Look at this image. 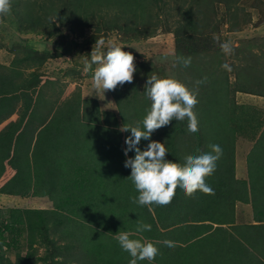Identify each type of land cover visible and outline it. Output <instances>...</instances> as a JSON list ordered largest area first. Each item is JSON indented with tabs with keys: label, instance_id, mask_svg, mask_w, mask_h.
Here are the masks:
<instances>
[{
	"label": "trees",
	"instance_id": "trees-1",
	"mask_svg": "<svg viewBox=\"0 0 264 264\" xmlns=\"http://www.w3.org/2000/svg\"><path fill=\"white\" fill-rule=\"evenodd\" d=\"M169 1L172 4L167 6L164 0H11L10 13L19 32L57 39L64 48L67 35L60 27L66 25L75 37H84L76 44L82 49L96 39L106 40L113 30L136 38L155 36L158 29L171 33L174 61L191 57L190 66L176 62L170 65V72L188 88H198L193 109L198 131H188L187 118L172 120L150 139L164 143L165 158L180 164L186 155L210 152V144L220 145L222 156L215 172L206 178L215 194L197 191L192 197L185 195L191 199L185 203L178 187L164 207L187 218L166 225L162 206H141L130 199L139 193L125 160L135 153L130 150L125 156V138L131 133L122 128L142 121L151 101L145 94L146 82L140 89L139 80L147 81L153 72L165 75L163 67L153 60L134 59L132 83L108 90L116 111L100 112L97 100L82 98L79 92L57 106L55 99L62 98L57 91L59 80L38 68L60 53L23 47L9 65H0V194L29 196L39 199L34 201L37 203L45 198L44 203L51 206L0 208V264H65L56 257L62 247L76 251L79 264H130L132 257L121 249L115 235L126 231L130 238L157 246L153 238L159 220L164 230L162 251L154 260H138L137 264H204L199 257H205V264H264V184L260 183L264 177V110L235 98L237 92L264 97L263 92L243 86L238 74L264 60V36L231 46L230 55L220 48L223 26L230 32L242 31L253 23L254 13L258 15L255 26L264 22V0ZM85 28L91 30L88 36ZM252 46L257 53L251 52ZM228 57L240 62L239 71L230 63L233 83L230 72L222 67ZM198 80L203 82L196 85ZM11 115L15 118L10 119ZM238 135L252 142L244 155L245 176L241 179L235 171ZM147 144L142 139L138 147L144 150ZM123 188L130 190L122 193ZM237 203L250 209L246 222L235 223ZM207 219L223 226L204 224ZM139 221L150 224L151 230L137 232ZM228 226L233 228L227 230ZM168 227H172L170 232ZM54 229L60 233L58 237H54ZM100 233L104 235L99 238ZM188 234L192 237L186 239ZM172 238L186 240L182 245L173 241L175 246L169 248L164 241ZM62 239L65 244L60 246L58 240ZM38 246L45 248L44 253L37 254ZM72 251L68 253L71 260Z\"/></svg>",
	"mask_w": 264,
	"mask_h": 264
},
{
	"label": "clouds",
	"instance_id": "clouds-1",
	"mask_svg": "<svg viewBox=\"0 0 264 264\" xmlns=\"http://www.w3.org/2000/svg\"><path fill=\"white\" fill-rule=\"evenodd\" d=\"M10 10L11 0H0V17L8 15ZM123 46L116 40H109L107 43L103 38L95 40L90 59L84 61V70L92 73L94 89L103 92L115 90L126 82L132 83L136 71L134 56L131 52L124 51ZM220 48L226 55L233 51L229 42L220 43ZM164 59H167V55ZM175 59L184 67L191 64V57L181 56ZM222 67L230 70L227 64ZM202 82L198 80L195 83L199 85ZM145 94L150 99L151 106L146 109L142 121L122 128L123 131L130 130L131 133L125 138V156L127 157L130 150L135 153L134 157L125 160V167L131 169L129 178L139 193L138 197H130L132 202L141 206H167L173 200L178 187L188 197L194 196L197 191L214 195V189L206 183V178L215 172L216 162L222 156L220 145L210 144V152L186 155L184 163L180 164L165 158L168 151L164 143L150 139L154 131L167 126L172 120L183 121L187 118L188 131H198L199 121L193 111L198 103V88H188L172 72L164 76L153 73L146 81ZM142 139L148 141L144 150L138 147ZM150 230V224L138 222L137 232ZM115 239L121 249L132 257L130 264H137L138 260L152 261L159 254V249L151 241L130 238L129 232L119 231ZM164 243L169 248L175 246L174 242L169 240Z\"/></svg>",
	"mask_w": 264,
	"mask_h": 264
},
{
	"label": "rangeland",
	"instance_id": "rangeland-1",
	"mask_svg": "<svg viewBox=\"0 0 264 264\" xmlns=\"http://www.w3.org/2000/svg\"><path fill=\"white\" fill-rule=\"evenodd\" d=\"M167 2V6H169L171 1L164 0ZM245 3L248 1L245 0ZM169 12L173 13L174 10L171 9ZM163 15H161L162 17ZM175 18V16H172ZM13 16L11 13H9L6 16L0 17V65H9L12 61V58L18 54L21 55L23 47H32L35 50L44 51L47 50L49 52H59L60 56H57L55 58H48L39 68L38 70L40 72H44L50 76H54L58 78L59 82L58 84L61 86L57 87V91H61L60 97H62L60 100L55 99L57 101V106L65 100V98H70L71 96H75L80 93V96L82 98H94L97 100L98 109L100 112L104 110H110V111H116V105L115 101L110 95L108 90H104L103 92L98 89H94L92 85V73L86 72L84 70V61L85 59H90V52L92 50V47H95V44H91L87 46L85 49L80 48L78 45L80 42L83 41L84 37H75V35L70 31V29L66 26L60 27V32L64 35H67L66 39V46L65 48L63 46H60L57 39H45L42 38L40 34L32 33V32H26L22 33L19 32L16 29V25L13 21ZM258 20V15L254 13L253 15V23L246 25L245 28L242 31L239 32H230L228 29L223 26L220 35L222 38V42H229L231 46H240L246 40H250L252 38H260L264 36V22L258 26H255V22ZM170 22H172V19H170ZM91 33L90 28H85V35H89ZM157 34L155 36H151L148 38H136L133 35L129 37H123L121 33H118L117 30H113L109 32V34L106 37V43L109 40H116L120 44L124 45L123 49L125 51L131 52L135 54L134 59H145V60H153L157 63L158 67H163V72L165 75L169 73L172 69L170 68V65H176V61H174V40L171 33H165L161 32L159 29L156 32ZM86 37V36H85ZM121 38H126V41H121ZM71 40L73 42H71ZM18 47V48H17ZM252 53H257V48L255 46H252ZM167 55V59H164V56ZM233 63V68L235 67L236 71H239V65L240 62L238 58L235 57H228L226 59L227 65H231L230 63ZM251 65V64H250ZM249 65V66H250ZM246 66L245 70H240L239 79L243 86L250 88L255 91H261L264 93V60H261V64L257 67H252V65L249 67ZM95 67V65L93 66ZM227 70V69H226ZM231 70V66H230ZM230 70H227L230 72ZM235 71V72H236ZM154 73V72H153ZM152 73V74H153ZM151 74V75H152ZM158 76H164V74H159ZM230 82H234V77L230 72ZM145 79L139 80V88L141 89L142 86L145 84ZM259 94V93H257ZM55 98V97H53ZM236 101L238 103L246 104V105H253L259 109L264 110V97L255 95V94H248L243 92H237L235 95ZM61 106V105H60ZM262 110V112H263ZM132 112V111H131ZM128 113V112H127ZM122 114H126L125 111L122 112ZM224 115V112H222V109H220V116ZM257 115H259L257 113ZM15 115H11L10 119H14ZM9 119V118H8ZM251 140L241 137L238 135L236 137L235 141V166H236V176L237 178L244 177L245 173V166H244V155L248 152V150L251 147ZM253 156L257 155V149H255L252 152ZM238 163V164H237ZM241 165H240V164ZM237 164V165H236ZM260 183L264 184V177L263 179H260ZM129 184V183H128ZM129 187L131 188V184H129ZM129 188H123L121 191L129 192ZM135 192V190H133ZM181 200H183L185 203L190 202L191 199H188L184 192L181 191ZM42 202L40 203L34 202L33 197H25V196H19V195H3L0 194V208L3 211H7L9 208L12 207H24V208H31V207H44L45 206H51L46 205L47 200L45 198H42ZM38 201V200H37ZM46 202V203H44ZM162 217H163V225L166 224H174V221L180 222L182 220H186L187 216L182 215L181 213H172L169 211H166V207L162 206ZM131 212V209L130 211ZM214 213V212H213ZM188 215V213H186ZM234 215H235V222L242 223L246 222V220L250 219V212L248 205H240V203H237L235 209H234ZM188 217H191V215H188ZM192 218V217H191ZM128 221H130L128 219ZM161 223V220H159ZM126 223V222H125ZM134 223V222H133ZM180 225V223L178 224ZM105 229H107L105 227ZM54 232L55 236H59V232L52 230ZM104 235V233L99 234V238ZM185 235H183L184 237ZM189 237H192L190 234L186 236V239ZM142 238H140L141 240ZM175 238H172V242ZM185 239V240H186ZM184 240V241H185ZM184 241L181 240H175L174 242H179L177 244L182 245ZM59 245L62 246V244H65L64 240H58ZM153 242L158 244L160 246L161 238H157V235L153 238ZM159 246H156L157 248ZM159 250L161 248H158ZM45 248L43 246H38L37 254L44 253ZM72 251V250H71ZM67 249L64 250L62 247L59 252L61 255H57L56 257L59 259L65 260V264H79V260L76 259V251L74 253V259L71 260L69 256V252ZM202 254L205 253V250L200 251ZM59 253V254H60ZM237 254H243V253H237ZM9 257L12 258V253H8ZM206 254H204L205 256ZM231 255V253H229ZM200 260H203L202 257H199ZM229 264V263H228Z\"/></svg>",
	"mask_w": 264,
	"mask_h": 264
},
{
	"label": "crops",
	"instance_id": "crops-1",
	"mask_svg": "<svg viewBox=\"0 0 264 264\" xmlns=\"http://www.w3.org/2000/svg\"><path fill=\"white\" fill-rule=\"evenodd\" d=\"M238 164V163H237ZM236 164V165H237ZM240 164V163H239ZM241 165V164H240ZM235 171H236V173H237V170H236V166H235ZM39 200V199H38ZM35 201H37V200H35ZM249 212H250V209H249ZM234 217H235V215H234ZM211 221H209L208 219L206 220V221H204V224H212V226H214V227H216V228H220L219 226H223V224H217V223H210ZM236 223V222H235ZM237 224V223H236ZM218 227H217V226ZM234 227H236V226H234ZM169 229L168 230H166L167 232H170V230H172V227H168ZM233 227L232 226H228V228H227V230H230V229H232ZM207 229H208V227H207ZM155 231V234L157 235V238H159V236H160V234H161V236H160V238L162 239V233H163V227H162V225H160V222H159V225L157 224V227L154 229ZM209 230V229H208ZM193 236H195V235H193ZM161 242H162V240H161ZM161 242H160V245H161ZM163 243V242H162ZM157 246H159V245H157ZM248 246V245H247ZM158 248H161V251H162V248H163V246H159ZM244 257H242V259H243ZM232 259L234 260V261H238L237 259H236V257L235 256H233L232 257ZM218 261H220V260H218ZM202 262H204V264H205V257H204V260H202ZM242 262V261H241ZM230 264H237V262H232V263H230Z\"/></svg>",
	"mask_w": 264,
	"mask_h": 264
}]
</instances>
